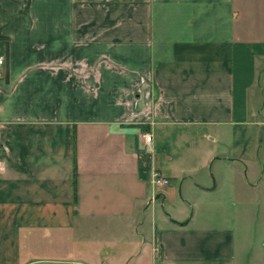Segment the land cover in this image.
<instances>
[{"label": "crops", "instance_id": "crops-1", "mask_svg": "<svg viewBox=\"0 0 264 264\" xmlns=\"http://www.w3.org/2000/svg\"><path fill=\"white\" fill-rule=\"evenodd\" d=\"M246 1L0 0V264H264V0ZM187 134L211 141L213 186Z\"/></svg>", "mask_w": 264, "mask_h": 264}, {"label": "rangeland", "instance_id": "rangeland-1", "mask_svg": "<svg viewBox=\"0 0 264 264\" xmlns=\"http://www.w3.org/2000/svg\"><path fill=\"white\" fill-rule=\"evenodd\" d=\"M246 2H248L247 4H250L252 6V5H255L263 1L262 0H250ZM180 136H182L181 142L179 143V146L182 145L181 148H185L184 147L185 141H187L189 144L191 141L193 142L190 144L192 148L190 158L193 157L190 162L191 170H193V172L197 175L206 173V175L210 178V181H211L210 185L213 186L216 182V177H215L216 166L214 165L211 166V162H207V159L204 162L201 161L206 158L208 150L210 149V146L212 145L211 141L207 140L202 134L193 135V136H191L190 134H187L185 136L183 135H180ZM223 168H224L223 169L224 171L229 170V168L227 167H223ZM227 200L231 201V200H236V199L234 197L228 196ZM203 212L205 213L206 211H203ZM224 213H226L229 218L230 217L234 218L237 214L234 207H231L230 209H224V210L214 209L215 216L220 215V214L224 215Z\"/></svg>", "mask_w": 264, "mask_h": 264}, {"label": "built area", "instance_id": "built-area-1", "mask_svg": "<svg viewBox=\"0 0 264 264\" xmlns=\"http://www.w3.org/2000/svg\"><path fill=\"white\" fill-rule=\"evenodd\" d=\"M4 66L5 57L3 55H0V77L3 76L2 69L4 68ZM140 137L145 143H149L152 139V136L149 133H141ZM151 183L154 186L162 187L167 185L169 183V180L159 169H153L151 173Z\"/></svg>", "mask_w": 264, "mask_h": 264}]
</instances>
